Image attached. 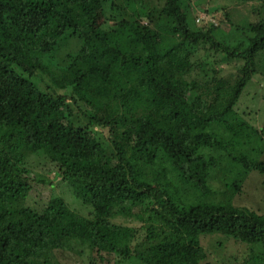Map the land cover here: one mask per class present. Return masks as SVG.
I'll list each match as a JSON object with an SVG mask.
<instances>
[{"label":"trees","instance_id":"trees-1","mask_svg":"<svg viewBox=\"0 0 264 264\" xmlns=\"http://www.w3.org/2000/svg\"><path fill=\"white\" fill-rule=\"evenodd\" d=\"M207 12L0 0V264H264V17Z\"/></svg>","mask_w":264,"mask_h":264},{"label":"rangeland","instance_id":"rangeland-1","mask_svg":"<svg viewBox=\"0 0 264 264\" xmlns=\"http://www.w3.org/2000/svg\"><path fill=\"white\" fill-rule=\"evenodd\" d=\"M189 3L194 12V14H191V16H189V22L194 29H198L201 26L200 21L196 22V19L205 18L207 16V13H209L210 15L211 12H207V10L210 9H213L215 11L214 14L212 13L214 17L211 18L213 23L219 26V28L226 33L232 30L230 29V25L228 23L219 22V20L223 18L224 14L222 13V11L224 9H226V13H228L227 16H229L230 19L240 24L247 21L253 22L264 17V5L262 1L259 0H249L246 3L245 0H189ZM259 7H261V10L257 12ZM67 51L71 52L70 49H67ZM53 176L54 175H52L51 177ZM228 178L230 180L231 175H228ZM251 178L252 179L249 180V182H247L244 187V193L239 196V201L236 202H238V204H245L253 208H258L261 205L264 206V200L261 195L262 192H264V188H262V185L260 184V179L263 177L254 176ZM227 181L228 179L223 181V186L226 187ZM216 187H218L217 184ZM63 190V187H59L55 194L59 195L60 191ZM66 194L68 195V193ZM50 196L52 195L47 192L45 198L49 199ZM215 242L216 237H207L201 241L203 247L208 253V258L201 264H244V261L249 259L250 251L248 245L240 242H235L233 240H227L224 241V244L220 248L214 246L212 247Z\"/></svg>","mask_w":264,"mask_h":264}]
</instances>
